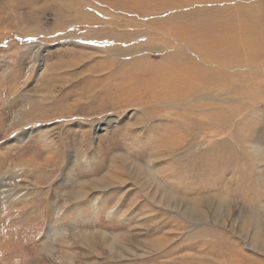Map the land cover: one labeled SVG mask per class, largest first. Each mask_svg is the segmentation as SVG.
Wrapping results in <instances>:
<instances>
[{
	"label": "rangeland",
	"instance_id": "rangeland-1",
	"mask_svg": "<svg viewBox=\"0 0 264 264\" xmlns=\"http://www.w3.org/2000/svg\"><path fill=\"white\" fill-rule=\"evenodd\" d=\"M114 2L0 0V264H221L216 233L264 262V0L201 7L256 39L209 101L116 89L169 50Z\"/></svg>",
	"mask_w": 264,
	"mask_h": 264
},
{
	"label": "bare ground",
	"instance_id": "bare-ground-1",
	"mask_svg": "<svg viewBox=\"0 0 264 264\" xmlns=\"http://www.w3.org/2000/svg\"><path fill=\"white\" fill-rule=\"evenodd\" d=\"M114 1L115 2L111 5V7L114 8L115 11L119 12L122 9L126 10V8L120 9L121 4H123V6L128 4L121 3V0ZM126 1L130 3L129 9H131V13L136 14L143 20L149 17V20H152L153 22L148 23V20L144 22L135 20L136 23L130 22L125 25H116H118V27L124 26L125 30H133L135 33L131 35L139 37L137 38L138 40H136L137 42L141 40L140 38L143 40L145 39L147 42L155 41L162 49L169 50L164 55L165 58L163 57L162 62L155 68L149 66L150 69H146L144 74H139L140 76H133L134 74L132 73V76L123 77V81H125V79L128 81L120 83L116 89L119 90L121 88H127V95H130V98L140 99L142 98L141 95H144L149 99L155 98L154 92L161 89V94L172 95V97L175 96V98L179 99L187 97L190 99L192 97H196L192 99L196 101H209L211 100L210 96H207L210 94L208 92L209 87L214 84L215 79L213 69L215 68L218 71L220 80V78L224 77V73L220 70L222 66L232 65V63L237 61L239 57L241 61L242 59L251 56L255 50L254 47H256V39L239 38L235 33V29L239 32L241 31L233 25V20H238L241 17V13L246 14L245 11L242 12L238 8L237 10H228L225 8L219 15H217L213 12H206V10L201 8L208 3L212 4L228 0ZM117 5H119V7ZM129 9H127V11ZM119 13L122 12L120 11ZM150 14H167L169 17L166 19H159L155 16H150ZM240 20L242 21L243 19ZM117 21H119L118 18L112 22ZM112 22H108L107 25L113 26ZM252 25V21L248 22L246 26L247 29L252 30ZM123 33H121L122 35H117L115 33V43L117 41H119L117 43H120V41H127L121 40V36H125ZM128 37L130 36L128 35L125 39H129ZM143 69V65L140 64V66H138V70L143 71ZM126 73L128 72L126 71ZM125 75L126 74H123L122 76ZM132 81L138 82H135L134 86ZM170 92L172 94H170ZM113 120L114 119H109L97 124L96 131L101 127H104V129L109 128L117 122V120ZM211 126L212 125H210V127ZM17 197L21 199L23 195L19 193ZM116 211L117 209L112 211L109 214L110 217L114 215ZM155 218L156 217H154V219ZM221 234L222 233H216L217 236L212 237L214 240L209 239L195 245L196 248H199V255L201 257H203V254L220 256L221 260L218 261L221 264H264L263 261L252 258L245 257L244 259H241V257L244 256L242 249L235 243H232L233 241H225L224 244V242L219 240L217 241L215 239L219 236L221 237ZM234 246H237L239 249H235ZM183 258V262H187L188 257L185 256ZM225 258H227V260Z\"/></svg>",
	"mask_w": 264,
	"mask_h": 264
}]
</instances>
